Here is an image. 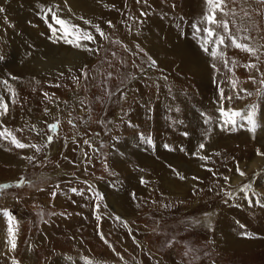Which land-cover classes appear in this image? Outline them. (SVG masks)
Returning <instances> with one entry per match:
<instances>
[{"label":"rangeland","instance_id":"1","mask_svg":"<svg viewBox=\"0 0 264 264\" xmlns=\"http://www.w3.org/2000/svg\"><path fill=\"white\" fill-rule=\"evenodd\" d=\"M0 1V7L5 9L9 0ZM122 1L125 6L121 12L129 15L118 17L126 26L127 20L133 19L134 13L147 3ZM182 1L190 12L197 4L204 12L203 18L208 13L205 0ZM100 4L107 5L104 1ZM221 7L222 11L217 10L215 15L220 23L213 24L211 30L216 34L212 39L224 38V43L218 44V53L222 55H217L221 59L217 60L218 64H225L223 70L214 66L217 56L211 55L208 62H197L184 70L170 54L161 55L163 58L142 56V48L136 46L140 53L134 50L120 54L115 41L111 43L114 50L110 57L104 52L95 61L96 52L82 69L81 64L76 65L65 70V74L60 69L52 74L36 71L33 65L25 63L29 56L25 60L20 55L13 57L11 50L0 56V103L7 106L6 112L0 108L4 112L0 115V132L11 133L0 137V185H9L0 191V264H86V261L95 264H264V221L258 223L251 211L237 219L241 235H236L239 238L234 247L216 248L209 236L223 209L237 212L246 203L251 208L250 204L256 202L251 192L255 172L246 174L241 170L245 173L244 181L236 186H231L228 179L223 180V195L217 188L208 196L197 194L201 197V206L198 209L192 206L194 210L181 219L176 211L179 204L171 202L181 197L185 188L180 186L182 181L176 175L179 168L167 161L158 164L156 169L154 163L147 164L142 149L134 157L131 151L134 146L128 138L131 135L139 138L143 124L123 122L128 124L126 130L122 125L138 98L153 97L158 90L169 88H176L183 95L191 93L194 86L189 79L200 80L207 70L211 78L212 68L217 78L222 77L221 83L233 88V93L239 92L242 98L229 107L219 96L221 106L240 117L234 125L224 124L220 114L209 134L216 142L213 145L208 141L210 153L225 142L232 127L250 125L246 112L251 111L253 115L258 112V122L264 118V0H223ZM179 10L180 3L172 6L170 13ZM42 15H30L26 27L34 33H44L55 46L62 44L57 30L53 34L51 20ZM7 17L0 12V21ZM223 22H227V32ZM10 27L15 26L10 24ZM182 31L189 33L185 27ZM230 39L254 51L237 48ZM221 88L214 87L218 95ZM51 125H57L55 132L49 131ZM13 136L25 145L30 140L40 150L31 145L16 147ZM124 151L127 156L123 155ZM199 155L193 151L187 154L190 161ZM2 160H6L5 166ZM184 165L195 167L196 164L192 162L190 166L185 160ZM245 185L251 187L242 191ZM165 187L172 188L173 192ZM109 190L124 198L123 201L118 205L109 203L108 197L112 196H108ZM70 194L72 200L63 205L57 203ZM80 198L87 204L90 201L97 204L98 221L85 213L86 208L81 211L83 215L79 211L80 217L78 213L74 221L73 205ZM5 212L13 218L11 237ZM11 241L15 242L14 249Z\"/></svg>","mask_w":264,"mask_h":264},{"label":"bare ground","instance_id":"2","mask_svg":"<svg viewBox=\"0 0 264 264\" xmlns=\"http://www.w3.org/2000/svg\"><path fill=\"white\" fill-rule=\"evenodd\" d=\"M102 1L106 2L107 5L102 6L100 4ZM145 1L147 4L144 2L141 10L136 11L133 19L130 17V20H127L128 24L125 26L124 23L121 24V20L118 17H122L126 14L124 11L123 13L121 12L122 7L125 6L122 0H9L3 11L8 17L0 21V56L8 50H11L13 52V57H18L20 55L21 58L25 60L24 58L29 56L25 63L33 65L36 71L45 70L50 71L52 74V72L57 73V70L60 69L61 72L65 74L67 73L64 72L65 70L72 69L76 65L81 64L80 68L82 69L84 64L88 63V61L90 62L94 58L96 52L95 61L99 56L101 58L104 52H106V57H110L114 50L111 46L112 41L116 42L120 54L123 55L137 50L134 46H136V48H142V56L150 55L157 58L163 54H170L180 62L184 70L191 68V66L197 62L205 63L206 60L208 62L212 49H220V46H218L216 40H214L215 38L212 39L211 37L209 38V42L207 44L205 43L206 34L203 29L211 28L213 24L209 25L204 21L202 17L204 12L198 9L197 4H195L193 8V12H190L184 8L182 0H171L169 2L163 0V3H160V0ZM200 1L203 2L204 0ZM178 3L181 4V10L175 14L170 13L172 6H176ZM49 9H51V12L48 11ZM52 12H55L58 18L68 21L71 25L77 26L81 33L87 32L91 34L93 39L91 41L80 40L79 43L81 47H74L71 44L65 43L64 39L61 38L63 36L61 26L52 19ZM37 13L41 15L45 14L44 16L51 20L49 22L52 27L57 30V34H59L60 38L63 40L62 44L58 43L57 46H55L44 33H34L31 29L26 27V22L27 19L30 18V15L33 16ZM116 19L118 20L115 22H108L109 20ZM85 21L89 23H85ZM10 24L15 26L13 28L14 30L11 29ZM194 24L197 25L200 31H196V29L193 28ZM182 27H185L189 33L185 34L184 31L183 34ZM97 28L99 31H97ZM101 33H103V35H101ZM204 47H207V52L203 50ZM81 51L83 52L82 56L79 55ZM137 52L140 53L138 50ZM121 58L123 59L122 56ZM217 58L214 66H218V69L223 70L225 64L221 65L220 62V64H218V61L221 59H219L218 56ZM203 70L205 71L204 67ZM213 70L212 68L210 71L213 73L211 78L207 70L205 76L200 78V80L189 79L194 86V90L191 93L185 92L183 95V93L179 92L176 88H169L164 91L158 90L153 97L146 98L144 96L138 98V101L136 100L133 102L134 104L128 116L122 120V125L123 130H126L128 124L123 122H128L131 125H138L139 121L143 124L141 126L143 127V131L140 132L139 138L136 135H131V137L128 138V140L131 139V146H134L133 148L131 147L134 157H136L135 155L142 149L147 164L154 163L156 169H159L158 164L161 165L167 161L173 164L177 169H180H178L176 175L177 178L182 181L180 186L183 185V188L185 187L183 189L184 192L181 193L183 194L181 197H176L171 202L179 204L177 205L179 208H177L176 211L179 212V218L181 219L184 215H188V213L192 212L194 208L198 209L201 206V197L212 194L214 189L217 188L223 195L222 189H224L225 186L222 181H225V177L228 178V182L231 186H236L244 181V176L237 173V168L245 170L246 174L255 172L256 176H254L252 180L251 192H254L253 196L256 202L250 204L252 205L251 208L247 207L249 204L246 203V206L244 208H238L239 211L237 212L223 209L221 213L217 215L214 226L209 233L210 239H213L216 248L227 249L234 247L237 243V238H239V236L236 235H241L240 227H237L236 222L242 214H248V212L250 213L251 211V216H253L258 223L264 221V156L257 154V150L264 153V118L261 117L259 119L261 121L258 122V112L253 115V120L256 121L254 130H251L252 125H248L247 123L232 127L231 132L227 134L228 138L226 137L225 142L223 141V143H220L215 147L216 149L214 151L212 150L210 153L211 147L207 148L209 144L208 141L211 140L213 145L216 142L214 138H209L211 137L209 134L214 130L215 121L220 116L218 109H220L222 101L219 100L221 91L220 95H218L214 87L218 85L219 87L223 86V88H221V90H223V95L225 97H232L230 101L224 100V103L229 105V107L234 105L239 100V97H241L238 96L239 92L237 94L233 93V88L228 87L223 82L221 83L222 77L217 78ZM238 89L240 90V88ZM247 113L248 112H246V114ZM238 117H240L239 114L234 117L235 122ZM149 139L151 143L148 142ZM200 143L204 144L203 149L199 148ZM27 145H32L30 140ZM191 151L194 153L198 152L200 157L194 159L195 161L192 159L190 161L187 154ZM123 155L127 156L126 151L123 152ZM113 156L117 155L113 154ZM201 157H206V159H201ZM185 160L188 161L190 166L191 163L194 162L196 164L195 167L184 165ZM198 160L199 164H197ZM1 162L5 166L6 160H2ZM181 177H183V179H181ZM165 188L173 192V186L172 188ZM180 189H182V187H180ZM199 193L201 197H197ZM107 194L108 196L112 195L110 197L107 196L109 203L115 205L120 204L124 199H120V196L114 194L113 190L107 191ZM71 195L72 194L65 199L58 200L57 203L62 205L63 203L66 204V202L72 200ZM86 204L87 201L81 198L77 202H74L73 206L76 209L75 211H77L73 213L74 216L72 218L74 221L79 211L81 213L82 210L84 212L86 209L88 211H85V213L88 214L91 219H97L98 221L99 216L96 215L97 213L95 212L98 207L97 204L93 201L87 204L88 207H86ZM164 204H166V202ZM192 206H194V208ZM191 207L192 210H189ZM149 210L152 211L151 209ZM61 214L58 217H61Z\"/></svg>","mask_w":264,"mask_h":264},{"label":"snow or ice","instance_id":"3","mask_svg":"<svg viewBox=\"0 0 264 264\" xmlns=\"http://www.w3.org/2000/svg\"><path fill=\"white\" fill-rule=\"evenodd\" d=\"M205 3H206V5H208V13L205 14V16L203 18L204 21L207 22L209 25H211V24H219L220 22L216 20L215 15H216V11L217 10H221L222 11V7L221 6L223 4V0H205ZM3 11H4V8L0 7V12H3ZM48 11L51 12V9H49ZM226 14L227 13H225V15ZM51 15H52V19L57 24H59L61 26V30L63 32V36L61 38L64 39L65 43L71 44L74 47H81V44L79 43L80 40H89V41H91L93 39L91 34H89L87 32L81 33L80 30L77 28V26L71 25V24H69L68 21H65L63 19L58 18V16L56 15L55 12H52ZM85 23H89V22L85 21ZM223 26H224L225 31L227 32V30H228L227 22H223ZM50 27H51V25H50ZM193 28L196 29V31H200V29L195 24L193 25ZM52 31H53V34L55 35L56 29H52ZM97 31H99L98 28H97ZM203 31L206 34L205 43L207 44L209 42V38L215 36L216 34H215V32L213 30H211V28H205V29H203ZM101 35H103V33H101ZM53 42H56V41L54 40ZM216 43L219 44V45H222L224 43V39L222 37L218 38ZM232 44L235 47L241 48L242 50H245V51H254L252 49H249L246 45L237 43L235 39H232ZM203 50L205 52L208 51L207 47H204ZM218 54L222 55V53H218L217 48H213L212 52H211V55L213 57H216ZM248 67H255V65H249ZM262 83H264V81H262ZM221 99H226V100L230 101L232 99V97H230V96L229 97H225L223 95V90H221ZM0 108L4 109V112L7 111V106L5 104H3V103H0ZM218 111H220L221 116L224 117V121H223L224 124H233V125L235 124L234 117L236 115H238V113L231 112V111H226L223 106H221V108L218 109ZM4 112H0V115H3ZM246 115H247L248 123L250 125H252V129L251 130H254L255 122L253 120V113L250 111ZM69 123H71V121H69ZM56 128H57V125H51L49 127V131L55 132ZM6 134L8 136H11V133L0 132V137H4ZM51 141H52V137L49 136L48 137V142L51 143ZM148 142L151 143L150 139L148 140ZM12 143L15 144L16 147H18V148L29 147V145H25V144L20 143L19 141H17L14 136L12 137ZM85 143H87V141H85ZM30 147L36 148L37 151L40 150L39 147H37L36 145H31ZM199 148L203 149L204 148V144H201L199 146ZM257 154L261 155V156H264V153L260 152L259 150H257ZM29 159L31 160L33 158L29 157ZM201 159H206V157H201ZM237 172L241 176L245 175V173L243 171H241L239 168H237ZM181 179H183V177H181ZM227 179L228 178L225 177V180H227ZM21 183H23V180H21ZM8 187H9V185H7V184L0 185V191L5 190ZM250 187H251L250 185H245L244 188L241 189V190L245 191V190L249 189ZM73 191H76V190L73 189ZM4 215L8 217V221H9L8 232H9V235L11 237L12 234H13V228L11 226L13 218L7 212H5ZM11 246H12L13 249L16 247L14 241H12ZM86 264H95V262L94 261H86Z\"/></svg>","mask_w":264,"mask_h":264}]
</instances>
